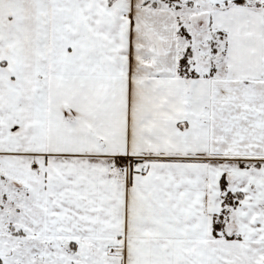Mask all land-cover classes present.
<instances>
[{
    "label": "snow or ice",
    "instance_id": "snow-or-ice-1",
    "mask_svg": "<svg viewBox=\"0 0 264 264\" xmlns=\"http://www.w3.org/2000/svg\"><path fill=\"white\" fill-rule=\"evenodd\" d=\"M0 264H264V0H0Z\"/></svg>",
    "mask_w": 264,
    "mask_h": 264
}]
</instances>
